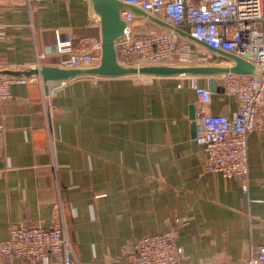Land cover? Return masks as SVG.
Returning a JSON list of instances; mask_svg holds the SVG:
<instances>
[{
    "label": "crops",
    "instance_id": "crops-1",
    "mask_svg": "<svg viewBox=\"0 0 264 264\" xmlns=\"http://www.w3.org/2000/svg\"><path fill=\"white\" fill-rule=\"evenodd\" d=\"M133 26L137 34L161 27L140 15ZM0 32V70L34 67L39 53L63 40L92 52L102 39L91 0H45L31 8L26 0H0ZM64 58L49 55L42 63L62 66ZM191 78L32 76L12 84V99L0 102V239L16 224L50 226L61 201L84 264H127L136 238L163 232L182 216L188 223L178 228L177 264L235 261L264 244V110L263 128L247 137L245 190L243 178L203 172ZM197 78L214 90L209 113L238 108L220 76ZM0 264L29 263L4 257ZM43 264L60 263L49 256Z\"/></svg>",
    "mask_w": 264,
    "mask_h": 264
},
{
    "label": "built area",
    "instance_id": "built-area-1",
    "mask_svg": "<svg viewBox=\"0 0 264 264\" xmlns=\"http://www.w3.org/2000/svg\"><path fill=\"white\" fill-rule=\"evenodd\" d=\"M26 1L31 8L34 2L45 0ZM121 1L187 31L217 50L239 55L263 70L262 74L228 72L217 75L223 81L224 90L238 99V108L231 114L209 113L207 105L214 94L212 86L200 85L197 75L190 79L197 95L194 139L205 150L203 172L243 178L247 190V137L252 130L263 128L259 120L264 110V0ZM120 16L126 26L115 41V47L117 60L123 65L167 64L172 62L178 46H184L182 36L172 29L160 27V30L137 34L133 22L138 15L128 7L121 9ZM3 35L4 32H0V38ZM182 52L185 58L190 57L188 47L184 46ZM54 54L68 55L61 62L64 67H94L101 62V44H97L92 52H80L74 48L72 39L63 40L54 50L39 53L34 67L40 68L42 61ZM134 76L145 78L151 75ZM31 78L1 73L0 102L12 99V84L27 82ZM187 223V216L177 217L169 229L139 236L132 242L124 261L127 264H177L183 252L177 242L178 228ZM49 256H55L60 264H84L77 259L61 201L54 204L50 226L16 224L11 226L6 239H0V260L9 257L29 264H43L48 262ZM218 264H264V244L258 245L246 257Z\"/></svg>",
    "mask_w": 264,
    "mask_h": 264
},
{
    "label": "water",
    "instance_id": "water-1",
    "mask_svg": "<svg viewBox=\"0 0 264 264\" xmlns=\"http://www.w3.org/2000/svg\"><path fill=\"white\" fill-rule=\"evenodd\" d=\"M94 11L100 17L101 22V62L94 67H64L57 65L43 64L40 68L29 67L23 69H2L0 74L12 76H39L43 81L49 80H70L80 76H127V75H176L190 74L200 76H213L228 72L236 73H256L262 74L263 70L254 63L232 52L217 50L208 43L195 38L187 31L175 27L169 22L152 15L134 5H126L121 0H91ZM123 7L130 8L134 13L148 18L155 24L176 31L180 36L191 41L198 42L205 48L216 53L223 60L229 61L230 65L213 63L195 64H150L143 66H126L117 60L115 41L121 36L126 26L125 21L120 16ZM195 117V109L193 110Z\"/></svg>",
    "mask_w": 264,
    "mask_h": 264
},
{
    "label": "rangeland",
    "instance_id": "rangeland-1",
    "mask_svg": "<svg viewBox=\"0 0 264 264\" xmlns=\"http://www.w3.org/2000/svg\"><path fill=\"white\" fill-rule=\"evenodd\" d=\"M181 41H183L184 46L189 48L190 57L188 58L184 57V54L182 52V48L184 46L180 44L176 49L175 55L172 60L173 62L181 63V64H195V63H207L211 61V62H218L221 64L224 63V61H226L223 60L221 57H218V55H216L212 51L210 50L208 51V49H206L198 42H193L185 37H182Z\"/></svg>",
    "mask_w": 264,
    "mask_h": 264
}]
</instances>
